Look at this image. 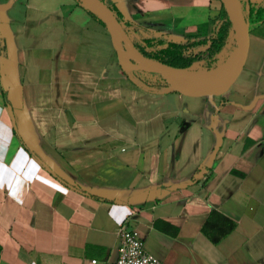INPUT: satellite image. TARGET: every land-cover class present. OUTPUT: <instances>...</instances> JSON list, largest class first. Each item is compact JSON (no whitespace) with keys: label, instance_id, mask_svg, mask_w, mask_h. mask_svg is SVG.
Listing matches in <instances>:
<instances>
[{"label":"crops","instance_id":"obj_1","mask_svg":"<svg viewBox=\"0 0 264 264\" xmlns=\"http://www.w3.org/2000/svg\"><path fill=\"white\" fill-rule=\"evenodd\" d=\"M110 1L158 50L222 18L219 0ZM212 212L235 223L216 244ZM124 222L162 264H264V23L223 95L187 96L127 78L75 0H0V264H113Z\"/></svg>","mask_w":264,"mask_h":264},{"label":"water","instance_id":"obj_2","mask_svg":"<svg viewBox=\"0 0 264 264\" xmlns=\"http://www.w3.org/2000/svg\"><path fill=\"white\" fill-rule=\"evenodd\" d=\"M75 1L102 22L110 35L111 43L122 71H142L161 76L165 78V82L170 87L168 92H177L187 96H221L235 82L244 66L249 46V23L246 15L249 14L250 7L247 2L242 5L239 0H219L234 36L236 46L234 51L235 56L228 72L220 81L204 86H197L177 77V74L184 72V70L175 69L159 61L146 58L136 50L127 37V29L118 22L115 14L104 2L101 0ZM135 38L138 39L137 37ZM125 62L135 66L137 69H129L124 65ZM8 111L12 118L9 108ZM217 150L218 148L215 149V152ZM186 186L187 184L176 186L173 190L185 188Z\"/></svg>","mask_w":264,"mask_h":264},{"label":"trees","instance_id":"obj_3","mask_svg":"<svg viewBox=\"0 0 264 264\" xmlns=\"http://www.w3.org/2000/svg\"><path fill=\"white\" fill-rule=\"evenodd\" d=\"M101 1L104 2L110 8V10L115 14V17L118 20V22L124 28L130 27V24L124 22L122 16L119 14V12L116 10L115 6L112 4L110 0H101ZM245 2H247L250 7L249 14L246 15V18L248 19V23H249V33H250L256 26L264 23V8L262 6H257V7L253 6L248 1ZM87 13L94 20H96L98 23L104 26L96 16H94L92 13L88 11ZM221 16L225 20V24L221 29L222 37L219 38V40H214L211 43L210 48L212 54H216L220 50V48L224 46L225 38L227 37L228 32L230 30V24L228 22V18L223 8H222ZM140 42L145 50L151 48L150 42L145 40H141ZM204 43L205 41H202L196 44L194 43L193 45H202ZM188 44L189 43H186L185 45H179V44L168 43L165 48L157 50L155 54H150V55L144 53L142 54L146 58L159 61L172 68L184 69L188 65L187 59L184 58V54ZM232 51L233 50H231V52ZM123 74L127 78H129L132 82H135L136 84L143 85L149 88L152 87L153 85L149 80H146L145 78L148 73L142 71H123ZM149 74L159 77L165 81V78L161 76L151 73ZM234 228H235V223L232 220L222 216L217 212H212L202 227V233L209 239V241H211V243L216 244L222 238L228 235L231 231H233Z\"/></svg>","mask_w":264,"mask_h":264},{"label":"rangeland","instance_id":"obj_4","mask_svg":"<svg viewBox=\"0 0 264 264\" xmlns=\"http://www.w3.org/2000/svg\"><path fill=\"white\" fill-rule=\"evenodd\" d=\"M224 24L225 20L221 18L220 23L216 26L213 37H211V39L207 43H204L199 46L193 45L194 43H189L187 45L184 58L187 59L188 65L187 67L182 69L184 70V73H186L188 76L201 72L211 73L217 71L219 68L225 65V63L230 57L231 50L235 51L236 48L231 28L228 32L227 37L225 38L224 46L220 48V50L216 54H212L210 48L211 43L214 40H219V38L222 37L221 29L223 28ZM126 33L131 45L140 53L150 55L155 54V52H157L158 49L155 47V44H151V48L145 50L142 47L141 42L136 39L133 34L129 32ZM124 65L129 69H137L135 66H132L126 62L124 63ZM145 78L153 84L150 88L156 92H168L170 90L169 85L159 77L147 74Z\"/></svg>","mask_w":264,"mask_h":264},{"label":"built area","instance_id":"obj_5","mask_svg":"<svg viewBox=\"0 0 264 264\" xmlns=\"http://www.w3.org/2000/svg\"><path fill=\"white\" fill-rule=\"evenodd\" d=\"M118 257L113 264H162L151 256L137 232L124 222L118 229Z\"/></svg>","mask_w":264,"mask_h":264},{"label":"bare ground","instance_id":"obj_6","mask_svg":"<svg viewBox=\"0 0 264 264\" xmlns=\"http://www.w3.org/2000/svg\"><path fill=\"white\" fill-rule=\"evenodd\" d=\"M235 53L234 50L230 54V57L228 61L225 63V65L221 68H219L215 72L207 73V72H201V73H196L194 75H187L184 72H180L177 74V77H179L181 80H184L190 84L197 85V86H204L208 84H213L218 81H220L228 72L233 59H234Z\"/></svg>","mask_w":264,"mask_h":264}]
</instances>
